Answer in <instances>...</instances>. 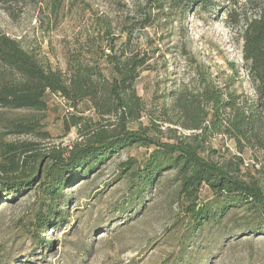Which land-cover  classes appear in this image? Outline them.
I'll return each instance as SVG.
<instances>
[{"label": "rangeland", "instance_id": "rangeland-1", "mask_svg": "<svg viewBox=\"0 0 264 264\" xmlns=\"http://www.w3.org/2000/svg\"><path fill=\"white\" fill-rule=\"evenodd\" d=\"M207 1L208 7L182 10L166 4L155 9L146 0H5L0 31L63 73L68 60L79 55L111 79L100 50L112 39L116 50L145 54L148 61L135 82L140 112L127 128L170 142L200 133L182 128L170 111L178 93L197 91L199 75L253 96L242 59L243 25H232L228 16L249 18L264 0ZM148 16L149 25L141 28ZM45 101L43 111L0 109V141L29 142L39 153L63 150L81 139L65 127L71 117L100 125L112 121L100 120L89 102L71 109L55 95L47 94ZM19 122L34 130L15 134L12 126ZM205 127L195 142L200 155L213 150V160L234 165L239 153L233 142L211 124ZM151 150L123 146L86 176L73 175L43 229L34 215H46L51 204L41 192V174L21 193L0 192V264H264V218L257 210L206 186L187 199L174 170L142 185L141 169ZM241 157L251 163H240L238 176L259 181L264 190V153L245 149Z\"/></svg>", "mask_w": 264, "mask_h": 264}, {"label": "trees", "instance_id": "trees-1", "mask_svg": "<svg viewBox=\"0 0 264 264\" xmlns=\"http://www.w3.org/2000/svg\"><path fill=\"white\" fill-rule=\"evenodd\" d=\"M4 2L0 0V3ZM146 3L155 9L166 4L182 10L210 5L207 0H146ZM228 17L232 25H243L242 59L246 63L245 71L253 96L237 94L229 89V83L219 85L217 81L199 75L197 91L178 93L171 101L170 111L179 116L182 128L200 133L174 138L170 142H160L147 135L144 129L127 128L140 112L135 82L148 61L145 54H127L123 48L116 50L112 41L115 39H112L107 41L105 49L100 50L104 61L111 66V79L103 76L97 64H84L79 55L68 60L67 71L63 73L44 66L34 52L0 31V109L43 111L45 97L50 94L62 98L71 109L89 102L100 120L104 117L112 120L100 125L97 121L89 123L71 117L65 127H73L81 139L63 150L50 149L39 153L29 142L0 141V192L6 191L9 196L21 193L35 181L38 173L41 174V192L51 204L47 206L46 215L42 211L34 215L35 224L43 229L56 215L52 206L62 197V189L73 182V175L77 176L75 179L86 176L116 149L138 144L152 148L141 169L142 185L150 182L155 174L174 170L179 192L187 199L206 186L213 194L233 197L240 206L249 205L250 210L256 209L264 218L262 185L257 180L238 176L237 169L243 161L241 154L245 149H258L264 153V4L259 5L249 18ZM148 19L149 16L141 28L149 25ZM230 70L237 74L234 64ZM207 123L209 129L218 128L233 142L239 153L233 158L234 165L213 160L211 156L217 154L213 150H207L206 156L200 155V146L195 142ZM12 129L17 135L34 130L30 123L21 122ZM126 165L129 170L131 164ZM262 180L264 184V175ZM201 213L198 211L197 214ZM52 224L53 228L57 226V222Z\"/></svg>", "mask_w": 264, "mask_h": 264}, {"label": "built area", "instance_id": "built-area-1", "mask_svg": "<svg viewBox=\"0 0 264 264\" xmlns=\"http://www.w3.org/2000/svg\"><path fill=\"white\" fill-rule=\"evenodd\" d=\"M61 99H62V98H61ZM250 163H251V161H246V160H243V161H242V165H243L244 167H248Z\"/></svg>", "mask_w": 264, "mask_h": 264}]
</instances>
